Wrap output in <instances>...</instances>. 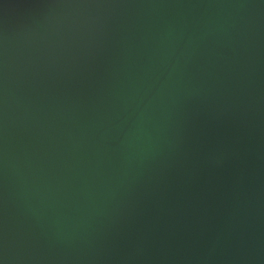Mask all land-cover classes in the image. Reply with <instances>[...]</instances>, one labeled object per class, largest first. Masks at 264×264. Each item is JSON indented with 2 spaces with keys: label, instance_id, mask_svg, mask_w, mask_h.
Returning <instances> with one entry per match:
<instances>
[{
  "label": "water",
  "instance_id": "1",
  "mask_svg": "<svg viewBox=\"0 0 264 264\" xmlns=\"http://www.w3.org/2000/svg\"><path fill=\"white\" fill-rule=\"evenodd\" d=\"M0 264H264V0H0Z\"/></svg>",
  "mask_w": 264,
  "mask_h": 264
}]
</instances>
